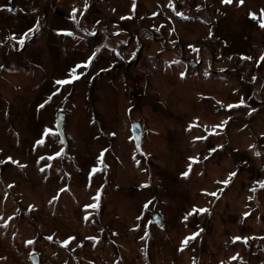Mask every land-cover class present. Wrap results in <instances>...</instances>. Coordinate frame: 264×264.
<instances>
[{"label":"rangeland","instance_id":"1","mask_svg":"<svg viewBox=\"0 0 264 264\" xmlns=\"http://www.w3.org/2000/svg\"><path fill=\"white\" fill-rule=\"evenodd\" d=\"M172 2L184 17L168 0H0V159L18 162L0 164V264H264V189L249 190L264 179V28L248 16L264 0ZM37 22L23 48L11 39ZM193 205L207 211L184 220Z\"/></svg>","mask_w":264,"mask_h":264},{"label":"snow or ice","instance_id":"2","mask_svg":"<svg viewBox=\"0 0 264 264\" xmlns=\"http://www.w3.org/2000/svg\"><path fill=\"white\" fill-rule=\"evenodd\" d=\"M236 2H237L238 5H243L244 2H245V0H236ZM221 3L229 4L230 5V4L233 3V0H221ZM168 6L171 7L173 9V11L176 12V15L177 16L184 17V14L183 13H181L179 11H176L175 6H174L172 0H168ZM88 7H89V5L87 3V0H85V3L83 5V8L85 10H87ZM135 7H136L135 0H133L132 8L134 9ZM197 7L199 8L200 6L198 5ZM5 8L9 12L12 11V8L11 7H7L6 5H0V10L5 9ZM76 14H77V8L76 7H73L71 9V15H70L69 18L71 20H73V22H75V23L78 24L79 22L76 19ZM80 15L83 16L84 15V12H80ZM153 15H156V13H153ZM248 16L253 21H257L258 24H259V26L261 28H264V8L260 9L259 18H258V14L256 12H253V11H249ZM121 19H125V17L122 16ZM95 23L96 24H99L100 21L97 20ZM36 27H38V22H37V25H35L34 27H29L26 32H24L22 35L19 36V38H17L16 34H13L12 37H11V39L16 40L17 41V44L21 48H23L24 45H25V40H26V38H28L29 33H32L34 31V28H36ZM56 31L58 33H64V34H67V35H73V33L69 29H63L62 28V29H57ZM157 31H159V28H157ZM171 31H175V29H171ZM92 34L95 35V32H93ZM211 35H212L211 31H209V36H211ZM188 47L190 49H192L193 51H198L199 50V49H197L195 46H193L191 44H189ZM98 51H99V49H97L96 51L91 52V54L86 59H84V60L80 61L79 63L75 64L74 66H72L68 70L69 71V75H67V76H65L63 78H60V79L55 80V84L58 85V86H60V87H57L55 89V92L56 93L60 92V90H61V88L63 86L69 85L73 81H75V80L79 79L81 76H83L85 74L84 73V70H86L91 65V63L93 62V60L96 58ZM117 55H119V53H117ZM230 58L231 57H229V59ZM241 59L252 60L253 57H251V56H245L244 54H241ZM261 61H264V54H261L260 57H259V59L256 60L257 66H259V64H260ZM0 67H3V65L0 64ZM77 69H82V70L80 72H77ZM105 70H107V69H101V71H105ZM184 75H185L184 72H181L180 73V76L181 77H184ZM253 79H255V77H253ZM53 94H55V93H53ZM51 98L52 97L49 96L48 99L50 100ZM218 103H222V102H218ZM245 103H246L245 99L243 97H241L237 102H235V103H229V104L226 105V107L228 109H232L233 107H239L241 105H245ZM39 107L42 108V107H44V105L41 104V105H39ZM253 111H254V109H253ZM226 123H227V120L222 121L220 124L216 125L215 128H223ZM189 127H191V125ZM215 128L213 130H215ZM59 132H60L59 123H57V127H56L55 130L53 128H51V127L45 126L44 129H43V134H42V136H41L40 139L36 140V144H43L44 143L43 136H48L49 134H51V136L55 137V136H57V134ZM112 135H115V133H112ZM262 135H264V134H262ZM200 138H202V137H194V139H200ZM221 147H223V146L222 145H216L215 147L210 148L209 149V155H211L212 153H214L217 150V148H221ZM249 147L250 148H255V145H249ZM104 151H106V149L101 151V154H100L101 156H103ZM60 154H61L60 151L54 152V155L55 156H59ZM255 154L256 155H260L259 152H256ZM204 158L207 159V157H204ZM41 159H43V157H41ZM48 159H52V156H49ZM200 159H201V157L198 156V155L197 156H189L188 157V160L190 161V163L187 164V169L188 170L181 172V176L187 177L189 175L190 170L193 167V163L199 162ZM6 160L7 161H11L13 164H17L18 163L11 156L6 157ZM6 160L0 159V164L5 163ZM41 171H43V169H41ZM92 171L95 172L96 171V168L93 167ZM236 175H237V171H232V172H230L228 174V177L227 178H225L223 180H220L219 183L222 184V185H224L226 187L227 185H229V183L231 181V178L232 177H235ZM257 186H259V188H261V189H264V179H260V180L254 181L253 186L249 190L254 193L257 190ZM8 187L11 188L12 185L9 184ZM64 190H65V188H60L59 189L60 192H63ZM223 190H224L223 188L219 189V191H221V192ZM5 195H7V194H5ZM210 195L216 196L217 193L216 192H212V193H210ZM52 199L55 200V199H57V197L56 196H53ZM95 199L98 201V199H99V192H97ZM248 199L249 200L253 199V196H249ZM150 203H151V201H149L148 203H146L144 205V207L147 208L148 207V204H150ZM28 207H29V209H31L34 206L33 205H29ZM84 207L85 208H89V207H91V208H98L99 207V203L98 202L92 203L90 205H85ZM205 211H207V209L202 208V207H197L196 205H193L192 208H191V210H190V212H188L187 214H185V216L183 217V219L184 220H187L188 217L191 216L192 214H194V213H204ZM248 215H249V213H247V212L244 213V216H248ZM137 218L139 219V217H137ZM11 219H12V217L9 216L8 217V220H11ZM84 219L87 220L88 219V216L85 215ZM8 220H5L4 221V225L5 226H7ZM145 235H147V232L145 233ZM197 235H198V233H195L194 232V233L189 234L188 236H185L181 240V242H180V250H183L184 247L189 243V240L195 238ZM47 239L49 241H51L53 239V237L51 235H49L47 237ZM86 239L98 241L99 240V237H95V236L94 237H87ZM72 240H75V237L69 236L66 239L60 241V243L62 245H64V246H68L69 241H72ZM232 240L233 241L243 240V241L247 242L248 237H246V236L245 237L234 236L232 238ZM26 243L29 244V245H31V244L34 243V241L31 240V239H29V240L26 241ZM238 255L239 254L234 255L230 259L235 260V259H237ZM220 264H223V261H221Z\"/></svg>","mask_w":264,"mask_h":264},{"label":"water","instance_id":"3","mask_svg":"<svg viewBox=\"0 0 264 264\" xmlns=\"http://www.w3.org/2000/svg\"><path fill=\"white\" fill-rule=\"evenodd\" d=\"M131 134H132V138L135 142V144H138L140 141V137H141V129L138 123H133L131 125ZM30 261L32 264H37L38 262V257L37 255H32L30 257Z\"/></svg>","mask_w":264,"mask_h":264}]
</instances>
